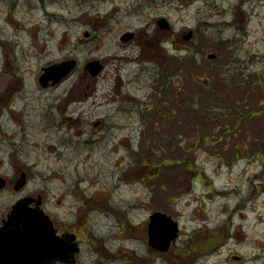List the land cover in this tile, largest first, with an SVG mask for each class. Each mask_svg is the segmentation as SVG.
Returning a JSON list of instances; mask_svg holds the SVG:
<instances>
[{
	"label": "rangeland",
	"instance_id": "1",
	"mask_svg": "<svg viewBox=\"0 0 264 264\" xmlns=\"http://www.w3.org/2000/svg\"><path fill=\"white\" fill-rule=\"evenodd\" d=\"M160 18L167 28L158 24ZM127 30L155 34V59L173 53L193 60L180 62L172 76L168 64L162 69L154 63L153 69L150 63L154 89L146 91L127 59L139 46L120 40ZM68 56L76 61L70 122L63 121L61 98L69 82L50 90L59 93L58 102L54 94L40 92L37 82L41 65ZM96 59L105 68L91 91L93 80L82 69ZM263 60L264 0H0V91L15 77L12 91H22L27 101L24 130L1 123L0 137L17 132L15 160L34 164L32 184L49 185L54 195L78 185L105 193L110 215L95 217L94 230L110 247L120 243L144 255L142 243L111 236L119 219L141 223L153 209L178 220L177 244L183 248L189 239L199 242L203 230L220 232L218 239L201 240L209 250L192 251L186 264H264V163L256 158L258 147L264 153V91H245L244 81L249 71L255 78ZM128 65L133 80L116 86L117 70L125 80ZM167 73V91L178 89L173 106L161 86ZM191 98L197 109L205 108L201 119L185 110ZM175 118L180 125L170 131ZM207 135L209 145L203 142ZM10 150L1 139L5 163ZM182 157L203 167L212 189L192 180L177 160ZM137 256L129 261H139ZM79 258L89 263L94 256L83 250Z\"/></svg>",
	"mask_w": 264,
	"mask_h": 264
},
{
	"label": "flooded vegetation",
	"instance_id": "2",
	"mask_svg": "<svg viewBox=\"0 0 264 264\" xmlns=\"http://www.w3.org/2000/svg\"><path fill=\"white\" fill-rule=\"evenodd\" d=\"M127 32H131L132 34L126 40L121 41L139 46L138 54L133 57H127V59L134 61L130 64L136 65V76L139 75V77H142L143 86L146 85L145 90L154 89V80L152 83L148 82L152 76L148 65L151 63L152 68L155 69L154 63H157L163 69L164 65L168 64L166 69L169 70L170 56L159 55L155 59L153 46H150L155 36L154 33L150 35L146 33L147 35L144 36L142 33L136 34L131 30H127ZM62 61L69 62L68 72L62 78H56L52 74L44 79V75L47 73L45 68ZM88 62L83 66L82 73L83 76L90 75V79L93 80V89L91 91H94L96 89L97 79L104 70L105 64L99 61L101 64L99 72L92 74L86 67ZM6 63H9L8 60ZM75 67L76 64L70 71V56H68L63 60L41 65L37 75V82L42 90L40 92H44L45 95H48V93L54 94L52 99L54 102L60 100L59 93L50 90L57 89L64 82H69L68 87L61 96V98L63 97L66 100L63 121L67 119L69 122L70 114H66V112L68 111L67 107L70 106V75L73 73ZM132 67L128 65V67L123 68V70H130L128 72L129 77L125 80L123 79L122 71L117 70L118 72L115 78L116 86L120 85L124 87V85L126 86L131 83L133 80L130 79ZM254 74L255 78L253 79L250 77V71L248 75H245L247 77L244 80L246 85L245 91H264V60L258 72L256 71ZM19 76L21 77V71ZM168 76L169 74L167 73L165 83L161 85L165 91L168 89L166 87L169 86ZM156 84L160 87L158 81ZM256 85H258V88H255ZM17 86V79L11 77L6 84L5 90L0 91V127L1 123L9 125L11 123H17L21 126L20 130H24L22 121L25 115H23V111L24 107L27 106V101L22 91H12ZM46 101V106L50 108L49 97H46ZM61 104L58 103L56 107L58 108ZM254 114L256 115V113ZM99 123V119L93 121V125H98ZM16 135L17 132L15 131L12 134L3 133L0 137V140L3 139L7 144L12 146V150L8 152L6 157V163L3 160L5 159V153L0 152V264H119L113 263L115 261H122L121 264H186V256L182 252L185 249L177 244L180 236L179 226L176 238L170 242L167 249L160 250L148 244V218L153 212L160 210L152 209L149 211L147 218L141 223H133L127 218H124V220L119 219L118 229L114 233V236H111L114 240L123 241L125 238H130V241L134 239L132 241L142 243L146 248L144 255L137 256L134 249L124 247L120 243L115 248L108 246L106 237L96 234L94 230L95 217L103 215L104 213L110 215L108 208L112 206L105 193L96 189L92 192H89V190L87 192L84 187L78 185V189H68L59 195H54L48 189L49 185L32 184L30 181L34 174L32 168L34 164H28L22 160H15L14 151L16 150L14 147L16 141H14V138ZM2 150L6 151V148L3 147ZM3 171H6L7 174ZM43 216L47 217L50 223L49 225L46 222L49 226L48 228L50 229L51 227L53 231L49 232L45 230V224L42 222V220L44 221ZM169 216L178 224L177 219L171 215ZM114 222L116 221L114 220ZM123 223L125 224V228ZM21 233L23 236H26L24 248L26 253L28 252L29 257L19 260L17 256L12 255V252L19 253V250L16 251L17 249L14 243L15 239H18ZM92 236L95 239H92ZM58 241L61 243L58 244ZM83 250L87 254L94 256L91 262L82 263L80 261L79 255ZM22 252L24 253V251ZM133 255L139 257L140 260L134 263L130 262L129 260H131ZM170 258H174V260ZM164 259L169 262L166 263Z\"/></svg>",
	"mask_w": 264,
	"mask_h": 264
},
{
	"label": "water",
	"instance_id": "3",
	"mask_svg": "<svg viewBox=\"0 0 264 264\" xmlns=\"http://www.w3.org/2000/svg\"><path fill=\"white\" fill-rule=\"evenodd\" d=\"M158 24L162 27L167 28V22L165 18H160L158 20ZM132 33L126 32L123 33L120 37V40L124 41L127 38L130 37ZM192 35V31H189L187 35L184 36L185 39H189ZM210 58L215 57V54L211 53L209 54ZM76 64V61L73 59H70V71L74 68ZM86 67L92 72V74H96L99 72L101 68V64L98 60H93L91 62H88L86 64ZM69 70V62L68 61H62L60 63L52 64L45 68V71L47 72L44 75V79L48 76H51L52 74L56 76V78H62ZM54 76V77H55ZM17 216V214H16ZM44 221L42 222L45 224V230L47 231H53V229L47 225V223L50 225L49 221L47 220L46 216H43ZM47 222V223H46ZM47 226V228H46ZM147 235H148V244L152 247L158 248L160 250H165L169 247L170 242L176 238L177 232H178V224L176 221L172 220V218L161 212V211H155L153 212L149 218H148V224H147ZM44 230V229H43ZM45 232V231H43ZM18 233V232H17ZM48 233V232H47ZM45 234V233H44ZM56 239V237L54 236ZM26 239V236H23L22 233L19 236V238L15 239L14 246L19 250V253H15L14 251L11 253L13 256H17L19 260L29 257L28 252L26 253V250L24 248V240ZM61 243V242H60ZM58 241V244H60ZM24 251V253L22 252ZM22 252V253H21ZM31 253V252H30ZM11 256V255H10Z\"/></svg>",
	"mask_w": 264,
	"mask_h": 264
},
{
	"label": "trees",
	"instance_id": "4",
	"mask_svg": "<svg viewBox=\"0 0 264 264\" xmlns=\"http://www.w3.org/2000/svg\"><path fill=\"white\" fill-rule=\"evenodd\" d=\"M192 60H193L192 57L191 58L188 57V56H186V57H179L176 54H173L172 53V55H170V66L172 64V67H169V70L171 71V76H172V74L174 75V72H177V73L180 72V70H178V68H177V65L180 64V62L185 61L187 63V61H192ZM168 77L170 79V76H168ZM190 77H192L191 74H190ZM204 88H206V87L204 86ZM177 90L178 89H176V91H167L169 103H170L171 106H173V104L177 101L174 98L175 97V94L177 93ZM202 92H204L206 94V96L208 95V96H212L213 97V95H214V94H212L209 91H202ZM215 95H217V93H215ZM186 103H187L186 104L187 107H186L185 110L190 111L192 113V119H194V118L201 119L204 116L203 111L205 110V108L204 107H200V108L197 109L196 108L197 105L195 104L196 103V100H194L193 98H191ZM176 115H177L176 112L175 113L172 112V116H176ZM177 119L178 118H175L171 122V123H174V125L172 126V128H171L170 131L176 130V127L180 125V124H178L179 122H178ZM206 121H209L210 122V120L207 119L203 123H205ZM205 138H207V140H204V138H203V142L206 145H209L208 143H211L210 136L207 135ZM257 151L258 152H257V155H256L257 157L256 158H258L260 161H262V163H264V153L263 152L261 153V149H259V147H258V150ZM177 160H179L180 163H184V167H185L184 168V171L187 172V173H190L193 176L192 180L198 181L201 184H204L205 186L207 185L208 186L206 188L207 190L208 189L209 190L212 189V184L209 183V182H207L205 171L203 170V167L201 165H196L195 163H193V161H190V160L185 161L183 157L180 158V159H177ZM216 236H217V239H218V236H221L219 231L216 232V231H211V230H208V231L203 230L202 233L197 236V240L199 242H197V243L194 244L189 239L188 242H190V243H189L188 247H184L183 249H185V250H183L182 252H184V255L186 256V258H188L192 254H194V253L196 254L199 251L209 250V247L208 248H206V247L203 248V242H201V240L210 242L213 239H216L215 238ZM218 241H220V240H218ZM192 248H193V250H192ZM192 251L194 253H192ZM198 254H196V255H198Z\"/></svg>",
	"mask_w": 264,
	"mask_h": 264
}]
</instances>
